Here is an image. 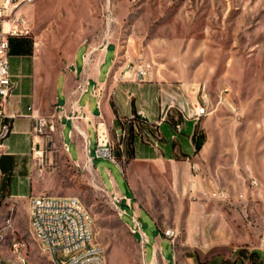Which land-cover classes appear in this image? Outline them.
Instances as JSON below:
<instances>
[{
	"label": "rangeland",
	"instance_id": "rangeland-1",
	"mask_svg": "<svg viewBox=\"0 0 264 264\" xmlns=\"http://www.w3.org/2000/svg\"><path fill=\"white\" fill-rule=\"evenodd\" d=\"M20 7L37 43L46 99L77 52L81 64L83 53H102L110 43L118 49L113 71L143 69L188 97L199 92L209 107L207 147L192 165L134 159L126 152L129 132L114 131L123 172L98 157L95 145L93 164L79 166L60 125L49 127L34 186L81 199L106 264H150L155 245L166 264H175L176 253L177 264H264V0H33ZM113 57L111 48L102 77ZM70 129L65 123V140ZM70 155L78 158L75 145ZM116 190L140 209L144 248L129 229L126 201L119 216ZM0 195V256L16 262L19 242L29 264H55L30 231L29 206ZM168 229L176 232L175 246Z\"/></svg>",
	"mask_w": 264,
	"mask_h": 264
},
{
	"label": "crops",
	"instance_id": "crops-1",
	"mask_svg": "<svg viewBox=\"0 0 264 264\" xmlns=\"http://www.w3.org/2000/svg\"><path fill=\"white\" fill-rule=\"evenodd\" d=\"M36 45L30 35L14 38L11 45L10 68L17 87L6 109L8 117H0V131L6 123L11 127L0 147V183L4 177L9 178L7 199L29 206L31 198L41 194L34 183L41 179L46 134L54 124L60 125L69 158L79 166L93 164L91 147L95 145L96 151L99 139L115 145L114 131L127 132L131 126L135 136L128 152L126 145V152L132 153L134 159L192 165L201 158L208 143V118L185 121L178 110L181 105L192 103L206 105L203 95L197 96L199 92L188 97L169 81L148 79L139 72L127 71L126 65L113 71L118 49L109 43L102 53L93 56L83 53L81 64L76 63L77 52L58 73L53 83L54 93L48 100L44 95ZM111 48L114 57L102 77L101 70L109 61ZM40 121L46 122L42 133L37 130ZM65 123L71 124L67 140L63 133ZM203 135L206 140L197 151V142ZM124 144L125 140H121L117 153L120 158L125 157ZM71 145H75L78 158L71 157ZM115 193L120 194L118 190ZM154 248L159 250L157 245ZM150 264H166V261L157 254Z\"/></svg>",
	"mask_w": 264,
	"mask_h": 264
},
{
	"label": "built area",
	"instance_id": "built-area-1",
	"mask_svg": "<svg viewBox=\"0 0 264 264\" xmlns=\"http://www.w3.org/2000/svg\"><path fill=\"white\" fill-rule=\"evenodd\" d=\"M33 0H0V117L6 118L7 106L14 95L17 87L14 76L11 73L10 38L13 36H29L30 30L26 18L20 12V5L30 3ZM145 75V71H139ZM185 121L199 122L209 115V108L201 103L181 105L178 108ZM46 122L40 121L38 131L43 132ZM50 125V128H53ZM11 132L8 123L2 126L0 131V147L2 141ZM123 135L126 131H121ZM115 145L109 141L99 139L96 154L98 157H107L117 163L113 155ZM67 151H69L68 146ZM115 205L119 216L122 219L126 211H123L119 203L126 201V204L133 210L134 225L130 230H135L141 235L139 243L144 248L149 242L147 235L142 230L139 221L140 209L130 198L113 193ZM2 197L0 195V201ZM29 226L35 238H39L44 251L50 256L55 264H106L103 248L95 242L94 219L87 206L76 196H54L40 194L31 198L29 204ZM175 246L176 232L168 229L164 232ZM13 250L17 254V261L9 263L0 256V264H29L26 256L21 252L22 245L19 242L13 243ZM160 251L154 248V256Z\"/></svg>",
	"mask_w": 264,
	"mask_h": 264
},
{
	"label": "trees",
	"instance_id": "trees-1",
	"mask_svg": "<svg viewBox=\"0 0 264 264\" xmlns=\"http://www.w3.org/2000/svg\"><path fill=\"white\" fill-rule=\"evenodd\" d=\"M24 37H25L24 35H21V36H13V37H11V38H10V45H12L14 38H24ZM12 51H13V48L11 47V52H12ZM128 132H129V133H128V139H127V143H126L127 148H128L131 144H133L134 136H135V134H134V130H133V127H132V126L129 128ZM205 140H206V136L203 135V136L201 137L200 141L197 142V145H196V147H197V151H199V150L202 148V144L205 142ZM128 150H129V148L127 149V152H128ZM128 155H130V157L134 158L132 153H130V154H128ZM8 187H9V178H5V177H4V178L2 179V181H1V183H0V191H1L2 193L5 194V191L8 190ZM254 254H256V252H253V253H252V255H254Z\"/></svg>",
	"mask_w": 264,
	"mask_h": 264
},
{
	"label": "bare ground",
	"instance_id": "bare-ground-1",
	"mask_svg": "<svg viewBox=\"0 0 264 264\" xmlns=\"http://www.w3.org/2000/svg\"><path fill=\"white\" fill-rule=\"evenodd\" d=\"M111 145H114L113 143H111ZM132 234H137V232L135 230H130ZM39 241V238H36ZM147 264V263H146Z\"/></svg>",
	"mask_w": 264,
	"mask_h": 264
}]
</instances>
